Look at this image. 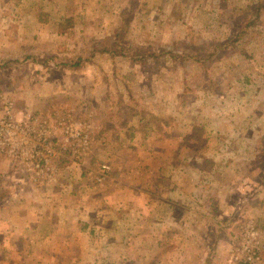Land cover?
<instances>
[{"label": "rangeland", "instance_id": "obj_1", "mask_svg": "<svg viewBox=\"0 0 264 264\" xmlns=\"http://www.w3.org/2000/svg\"><path fill=\"white\" fill-rule=\"evenodd\" d=\"M0 87L51 127L52 177L85 174L90 189L69 198L84 224L76 209L62 219L87 233L107 210L125 240L96 238L80 261L24 214L8 225L4 206L36 181L0 154V264H264V0H0ZM65 113L88 124L85 151L53 129ZM38 182L56 206L57 184ZM123 183L131 217L125 195L105 193Z\"/></svg>", "mask_w": 264, "mask_h": 264}, {"label": "crops", "instance_id": "obj_2", "mask_svg": "<svg viewBox=\"0 0 264 264\" xmlns=\"http://www.w3.org/2000/svg\"><path fill=\"white\" fill-rule=\"evenodd\" d=\"M85 174L81 173L80 175H78L77 179L74 180L73 178H68L66 180H61L60 178H52L50 180V182L52 184H57V186H55L54 188H51V191H49V197H55L56 201H58V204L56 206H45V198H43L42 196V192L37 191L36 189L38 186L41 187L39 185L40 182L36 181L35 183H32V185H29L30 187H27V190L22 188V190L16 194V195H12L14 196L13 198H11L7 204L4 206L5 212L2 214V216L8 217L7 218V222L9 225V222H12L14 220L12 215H16L18 214H24L23 217V221L22 224L24 223L25 227H28L29 230H32L33 232H46V234H48L47 236H39L43 239H47L50 238V241H52V243H54L55 241H57L58 238L62 239V241L64 242V247L66 250H69L70 248H78L81 247V251L80 254H78L74 259H78V260H84V257L86 259L87 254L89 249H91L93 246H98L97 245V241L96 238H105V241H111L113 240V236L116 237L115 240L119 239L118 235H113V233L111 232V227L113 226V224H106L104 222V220L107 218V215L105 214L107 210H99L97 209V211H95V214L98 213L97 215H99L101 213V217H99V220H101V224L102 226L99 225L97 226V229L92 227L89 229V231H85V227L82 226V228L79 226V228H74L71 225H69V223L66 221H64L62 219V216H65L68 214L70 215V217L74 214H76V212L73 213L74 209L78 210L81 217L80 219H76V222H81L84 224L83 220H84V214H86V210L80 207H76L74 208L71 203L69 198H77L79 196H82L84 194L87 193V190L90 189L89 185H88V181L84 182V176ZM80 178V180H78ZM114 179V178H113ZM105 180V179H104ZM102 183H97L99 185L97 186H102L103 184H105L106 180ZM109 181V180H108ZM115 181V185H119L120 183L118 182V180H114ZM8 182H5L4 184H6ZM87 184V185H86ZM107 185V183L105 184V186ZM7 185H4L3 187L6 188ZM104 186V187H105ZM124 189L121 190L120 187L114 186L112 188L111 191L108 190V193L110 194V196L114 193H116L117 191L121 194V195H125V198L128 199L126 200V202H128L129 200V211L127 213H129V217H131L133 214H135V210L136 207L133 206L132 204V199L131 197L133 196L135 190L133 189V187L130 184H126L123 183ZM7 189V188H6ZM102 189V188H101ZM28 192L30 194H28ZM108 194L106 195L108 197ZM28 195H30V199H38V201H42V203L39 205L36 201H35V205L33 203H29L28 205L26 203H24L23 201H21L20 199H23L25 197H27ZM11 196V197H12ZM151 199V198H149ZM168 201L167 199L164 198L163 196V203L166 204ZM26 204V205H25ZM124 202H120V205H123ZM134 208H132V207ZM26 208L27 211V215L26 213H22V210ZM163 210V209H162ZM161 210V211H162ZM108 212V211H107ZM73 213V214H72ZM117 213H122V210L120 207H117V209L115 210V215L117 216ZM163 215V213H162ZM27 216V217H26ZM127 216V214L125 215ZM161 216V215H160ZM26 217V218H25ZM131 218H129L130 221ZM132 220H135V218H133ZM74 221V220H73ZM128 221V222H129ZM89 222V220H88ZM116 223H120L119 220L116 219V221H114V224ZM21 224V225H22ZM80 229L82 231L81 233H77L75 234L78 238H71L70 236V229ZM114 227V226H113ZM116 227L121 228V224L116 225ZM115 227V228H116ZM94 233H97L98 236H96L95 238H89V236L93 235ZM107 236V238H106ZM104 241V242H105ZM125 241L122 236H120L119 242ZM91 243V244H90ZM93 243H95L93 245ZM106 243V242H105ZM80 245V246H77ZM91 245V246H89ZM88 247L87 251H84L83 248ZM90 247V248H89ZM69 248V249H68ZM99 248V247H98ZM53 254H55V252H50V257L53 256Z\"/></svg>", "mask_w": 264, "mask_h": 264}, {"label": "built area", "instance_id": "obj_3", "mask_svg": "<svg viewBox=\"0 0 264 264\" xmlns=\"http://www.w3.org/2000/svg\"><path fill=\"white\" fill-rule=\"evenodd\" d=\"M0 154L10 158L16 165L23 168L33 181L41 177L52 179L49 158L55 154L54 143L49 138V125L43 124L38 114L32 112H15L13 103L0 87ZM21 113V114H20ZM59 130L65 137L67 144L70 140L78 142L79 150L88 149L89 133L88 124L76 120L69 113L59 116L56 119ZM108 168L106 164L101 165V172ZM104 178L102 173L96 175L101 181ZM248 260L254 259L251 254L247 255Z\"/></svg>", "mask_w": 264, "mask_h": 264}, {"label": "trees", "instance_id": "obj_4", "mask_svg": "<svg viewBox=\"0 0 264 264\" xmlns=\"http://www.w3.org/2000/svg\"><path fill=\"white\" fill-rule=\"evenodd\" d=\"M259 9H260V5L259 4H252V5H250V6H248L247 7V9H246V15L244 16V18L242 19V20H245L246 19V16H247V12H249L250 13V11L252 12L253 11V13L255 14V16L257 17L258 15H259ZM241 19V18H240ZM238 20V23H239V25L241 26V31H244L243 29H244V27H246L247 25H248V21H245V23L243 22V21H241V20ZM252 23V22H251ZM154 118V116H152V118L151 119H153ZM199 129H200V126H198V125H194V126H192L191 127V130H193L194 132L195 131H198L199 132ZM192 134H186V136H191ZM196 136V135H195ZM1 184V183H0ZM2 185V184H1ZM3 186V185H2ZM4 189H6L5 187H3ZM2 188V189H3ZM7 190H9V189H6L5 191H7ZM264 221V219L263 218H257V221H256V227L257 228H261L262 226V222ZM244 264H250L249 262H245Z\"/></svg>", "mask_w": 264, "mask_h": 264}]
</instances>
